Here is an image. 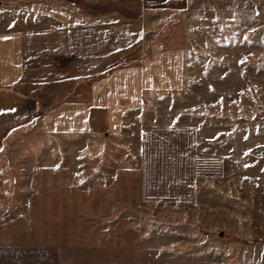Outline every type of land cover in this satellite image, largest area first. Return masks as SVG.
<instances>
[{"label": "rangeland", "instance_id": "374dc122", "mask_svg": "<svg viewBox=\"0 0 264 264\" xmlns=\"http://www.w3.org/2000/svg\"><path fill=\"white\" fill-rule=\"evenodd\" d=\"M161 5L142 50L149 44L172 57L176 69L167 81L177 88L153 100L144 124L197 127L192 155L198 160L182 173L190 185L180 186L174 169L155 170L156 181L149 170L144 180L156 193L169 197L176 190L192 200L140 198L137 115L127 130L111 135L48 132L38 118L14 111L28 100L35 114L64 100L87 101L88 83H37L24 74L0 87V229L38 241L42 255L54 245L56 264H143L173 254L197 258L192 264H264V0ZM58 62L68 67L75 59ZM47 65L44 58L24 63L34 70ZM97 124L104 126L103 116Z\"/></svg>", "mask_w": 264, "mask_h": 264}, {"label": "crops", "instance_id": "0c3cea01", "mask_svg": "<svg viewBox=\"0 0 264 264\" xmlns=\"http://www.w3.org/2000/svg\"><path fill=\"white\" fill-rule=\"evenodd\" d=\"M162 3L163 0H0V87L18 83L24 74L37 83L60 79L88 83L91 91L87 101L64 100L42 114H35L32 107L36 105L28 100L16 103L14 111L30 121L38 118L48 132L63 128L67 133L105 130L111 135L127 130V124L137 115L140 198L188 202L193 195L181 196L174 190L168 197L153 191L149 179L144 180L149 170L156 181L155 170L174 169L181 172L180 186L190 185L182 173L189 170L193 158L198 160L192 155L200 139L197 127L144 124L147 107L153 100H160L163 91L177 88L167 81L168 71L176 69L172 57L163 55L161 50L152 51L149 44L142 50L147 29L159 18L156 13L164 8ZM178 52L182 50L175 51ZM132 57L149 60L117 68L128 64ZM37 58H44L48 65L36 70L24 67L26 60ZM64 58L75 62L61 67L58 59ZM105 72L109 74L103 79L88 80L90 75ZM93 111L99 112L94 119ZM101 116L104 126L97 124ZM167 135L171 136L169 145L165 142ZM166 149L169 154L164 153ZM4 173L5 167L0 166V174ZM192 187L195 192L196 181ZM5 228L0 229V264H56L54 245L42 248V255L38 241L10 238ZM193 260L173 254L146 257L143 264H192Z\"/></svg>", "mask_w": 264, "mask_h": 264}]
</instances>
